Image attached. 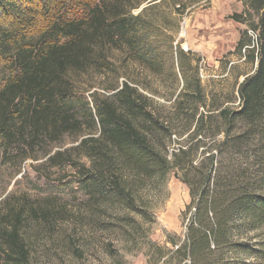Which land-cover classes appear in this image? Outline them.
<instances>
[{"label":"trees","instance_id":"16d2710c","mask_svg":"<svg viewBox=\"0 0 264 264\" xmlns=\"http://www.w3.org/2000/svg\"><path fill=\"white\" fill-rule=\"evenodd\" d=\"M163 1L0 0V152H42L47 165H72L91 225L118 231L124 248L144 254L147 264H264V0H240L259 40L238 110L199 113L206 109L200 82L177 97L170 120L155 113L150 89L127 72L121 86H85L91 100L75 84L114 72L115 52L158 71L141 46L151 24L144 15ZM180 1L173 11L182 15L188 6ZM67 137L70 149L61 146ZM172 175L190 202L182 235L168 234L160 245L150 237L153 201ZM23 209L0 215V264H33L25 237L32 217Z\"/></svg>","mask_w":264,"mask_h":264},{"label":"rangeland","instance_id":"374dc122","mask_svg":"<svg viewBox=\"0 0 264 264\" xmlns=\"http://www.w3.org/2000/svg\"><path fill=\"white\" fill-rule=\"evenodd\" d=\"M178 1L164 0L144 15L151 24L143 29L147 34L141 47L152 54L150 60L158 71L152 72L151 61L142 64L126 51L115 52L114 72L99 73L106 75L103 80L82 76L75 80L77 88L91 100L92 91H84L85 86L105 89L109 82L121 86L124 77L119 75L127 72L150 89L151 93L146 94L154 100L152 108L161 119L170 120L177 97L190 92L189 87L194 90L189 83L200 82L206 109L201 106L199 113L217 112V108L238 110L239 86L255 72L257 61L252 51L259 40L258 32L250 27V16L244 14V1L182 0L179 4L188 6L182 15L173 11ZM234 15L245 22H235ZM252 15L251 22L256 24L257 16ZM241 41L246 46L239 50ZM186 137L180 136L181 141ZM172 140L170 148L176 147L178 136ZM71 142L67 137L61 146L70 149L74 145ZM35 156L25 158L18 148L0 152V215L12 207H23L32 217L25 237L33 264H147L144 254L124 248L118 231L91 225V212L83 205L87 199L78 191V175L72 165L50 166L42 152ZM159 193L152 205L156 221L151 225L150 237L164 245L168 234L182 235L181 213L190 196L187 186L173 175Z\"/></svg>","mask_w":264,"mask_h":264}]
</instances>
